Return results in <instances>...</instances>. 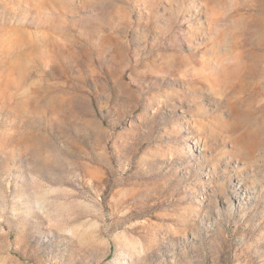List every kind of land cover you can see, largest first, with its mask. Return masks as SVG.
Wrapping results in <instances>:
<instances>
[{
    "label": "rangeland",
    "instance_id": "rangeland-1",
    "mask_svg": "<svg viewBox=\"0 0 264 264\" xmlns=\"http://www.w3.org/2000/svg\"><path fill=\"white\" fill-rule=\"evenodd\" d=\"M0 264H264V0H0Z\"/></svg>",
    "mask_w": 264,
    "mask_h": 264
}]
</instances>
